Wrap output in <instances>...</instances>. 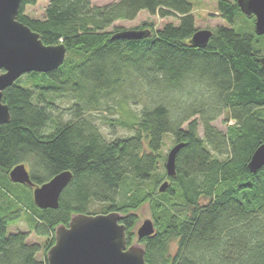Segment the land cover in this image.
I'll return each mask as SVG.
<instances>
[{
    "label": "trees",
    "instance_id": "trees-1",
    "mask_svg": "<svg viewBox=\"0 0 264 264\" xmlns=\"http://www.w3.org/2000/svg\"><path fill=\"white\" fill-rule=\"evenodd\" d=\"M38 1L23 0L18 19L46 45L63 43L68 54L82 59L71 62L67 56L57 70L27 73L3 91L11 120L0 123V172L7 177L6 184L0 181L12 186L10 171L20 164L37 185L72 172L57 208L41 209L31 200L32 228L51 238L46 252L55 243L56 227L67 225L75 213L119 211L131 244L135 211L149 201L155 233L139 240L149 264H264V166L257 172L249 168L264 141V35L219 25L209 42L197 47L190 41L198 30L190 0L100 6L92 0H46L45 17L31 18L25 6ZM142 10L178 16L179 24L154 28L146 22L137 29L150 30L147 37H114L120 29L109 27L134 20ZM218 11L230 24L244 14L237 0H219ZM248 17L255 28V16ZM256 38L261 48L254 47ZM50 91L77 98L72 118L56 113L46 97ZM103 97L142 104L132 135L109 140L86 116ZM221 116L234 121L226 132L213 125ZM167 134L184 146L175 176L164 172L156 181L169 179V186L153 196L142 186L157 177ZM129 179L133 184L127 185ZM19 218L16 212L0 215V264H48L28 232H9ZM172 241L178 244L174 254Z\"/></svg>",
    "mask_w": 264,
    "mask_h": 264
},
{
    "label": "water",
    "instance_id": "water-1",
    "mask_svg": "<svg viewBox=\"0 0 264 264\" xmlns=\"http://www.w3.org/2000/svg\"><path fill=\"white\" fill-rule=\"evenodd\" d=\"M23 0H0V123L11 120L10 108L3 101V91L24 74L50 73L64 63L67 47L63 44L46 45L40 33L18 19ZM242 12L255 16V33L264 35V0H237ZM151 34L148 29H125L114 34L116 38L142 39ZM213 35L209 29H198L191 43L204 47ZM264 66V57L261 58ZM183 142L169 151L165 163L168 177L176 174V158ZM264 166V141L249 162L252 172ZM73 177L63 171L42 185L35 184L25 164L10 171L14 183L33 187L35 204L41 209L57 208L63 190ZM169 179L159 187L161 192L169 186ZM119 211L108 213H75L69 223L55 229V243L47 252L48 264H149L145 247L139 240L155 233L152 219H146L137 230L138 241L128 243L126 225Z\"/></svg>",
    "mask_w": 264,
    "mask_h": 264
},
{
    "label": "rangeland",
    "instance_id": "rangeland-1",
    "mask_svg": "<svg viewBox=\"0 0 264 264\" xmlns=\"http://www.w3.org/2000/svg\"><path fill=\"white\" fill-rule=\"evenodd\" d=\"M115 1L118 0H92L93 4L98 6ZM190 1L194 6L193 14L195 16V22L198 29H209L214 32V29L217 26L223 25L227 27H233L239 33L252 34L256 36L252 17L241 14L237 17L234 23L230 24L221 17L220 12L218 11L219 0ZM47 5L48 1L39 0L36 4L26 5L25 13L31 18L43 19L45 17V9ZM146 22L149 23V25H153L154 28H162L169 22H172L176 25L179 24V18L178 16L161 17L159 15H153L147 10H142L134 20H119L109 27V30H114L116 27L119 28L120 31L125 29H137ZM261 42L262 40L256 38L254 47L256 49L261 48ZM262 49L264 50V47H262ZM67 56L71 62H78L82 59L81 56L75 53L68 54L67 52ZM24 79L25 74L21 77V80ZM46 97L49 102H52L57 107L56 113H58L62 119L69 120L73 117V113L75 112L74 106L77 98H75L72 93L50 91L47 93ZM141 107L142 104H140L139 101L136 103L134 99L125 101L122 98L114 99L112 97H103L99 108H90L86 110V116L93 121L105 138L112 140L115 138H122L132 135L135 132L137 128L135 123H137V118L139 116ZM233 122L234 121H230L227 123L225 121V116H221L213 122V125H215L219 130L226 132L228 126ZM199 134L202 137L204 136V129L201 123L199 124ZM175 144L176 140L172 134L165 135L164 144L161 149L160 163L156 172L157 177L155 176L156 179L146 181L142 186L153 196H158L159 193H161L159 187L163 183V180L160 179L161 181L158 183H156V181L160 178L162 173L166 172L165 163L167 155ZM0 179L5 183V180H7L6 173L0 172ZM3 182L0 181V215L14 212L18 213L20 218L19 220H14L9 224V232H28L29 242H37L41 244L42 250L39 254V257L43 258L45 253L47 254L46 248L49 244L48 241L51 238L48 236L38 235L32 228L30 218L34 216L36 217V214L31 208V200L33 198L31 188L25 184L18 183H14L12 186L6 187V183L4 184ZM128 184H133V181L129 179L127 181V185ZM126 186L124 185L121 189V195L119 196L120 199L124 198ZM93 207L99 208V204H96ZM135 213L138 216V221L134 229L135 237L132 241L133 243L138 241L137 230L146 219H152L154 223L153 212L149 201L142 203ZM177 247V242L172 241L169 246L170 252L174 254L177 250Z\"/></svg>",
    "mask_w": 264,
    "mask_h": 264
}]
</instances>
